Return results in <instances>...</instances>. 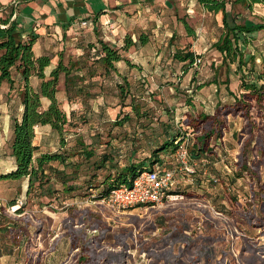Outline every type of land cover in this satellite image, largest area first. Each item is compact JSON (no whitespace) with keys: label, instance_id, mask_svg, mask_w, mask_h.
<instances>
[{"label":"trees","instance_id":"16d2710c","mask_svg":"<svg viewBox=\"0 0 264 264\" xmlns=\"http://www.w3.org/2000/svg\"><path fill=\"white\" fill-rule=\"evenodd\" d=\"M196 2L210 14H221L219 33L210 44V49L216 57L215 61L220 57V63L236 78L234 91L226 86L227 96L231 101L223 103L218 98L219 91L216 90L214 94L218 100L209 108L201 102V93L210 84H217L218 76L212 63L213 74L210 77L206 75L204 78L199 74L205 63L204 51L196 53L188 44L171 49V54L169 51L167 55H163L166 46L160 48L162 51L157 64L162 67L159 66L157 73L164 75L166 64H178L182 77L178 79L190 94L185 96L177 116L178 127L174 124L171 108L162 106L167 121L159 123L161 131L158 133H155L156 127L153 125V118L157 119L155 108L148 101L153 96V91L149 93L148 89L142 88V83L138 87L139 82L130 80L132 75H135L134 70L141 69L140 64L148 61L149 57L140 58L144 61L137 63L122 53L129 48H148L152 32L150 26L147 32L136 29V39L126 33L122 43L115 46L103 37L100 28L95 27L94 23H89L94 39H88L84 32L76 29L72 43L76 51L60 48L53 53L40 54L33 50L37 35L30 34L23 40L16 35L14 23L7 28H0V91H3L2 94L0 92V99L3 94L8 96L4 113L8 116L9 132L7 154L0 148V194L5 193L3 186L9 189L11 184L15 186L9 205L17 204L18 196L25 197L31 193L34 198L39 199V205L51 202L59 204V194L66 197L73 191H77L75 195H71L75 199H83L84 197L79 196L83 192L90 196L91 202H97L112 189L127 183L143 170L155 166L173 169L160 164V156L162 153H175L188 137L186 158L194 171L190 174L185 172L180 168V162L174 158L178 169L191 180L197 181L198 185L204 186L205 183L211 189L216 188V194L221 199L220 205L214 202L210 203L209 207L227 218L231 217L235 221L239 219L243 223L237 225L244 240L239 251L238 264H257L264 261L260 249L248 242V239L254 238L252 232L255 231L256 236L264 234V53L261 54L253 42L256 40V34L264 31V20L239 21L238 13L234 12V7L238 5L252 11L253 5H264V0ZM131 21L129 23L132 24ZM182 22L187 34L194 36L198 33L200 27L195 31L185 20ZM67 26L63 25L62 28L65 30ZM62 34L64 37L65 31ZM175 34L174 29L168 33V47L172 44ZM78 36H81V39ZM197 58L200 62H196ZM169 67L172 69V66ZM141 75L144 77L145 73ZM107 81L113 85L109 87L105 83ZM225 82L228 85L229 79L226 78ZM174 89L178 91L179 88L176 85ZM13 91L15 94L12 97ZM109 94L117 99L116 104L119 107L129 108L121 115L118 111L112 121L102 118L105 116L106 98ZM96 98L102 99L97 110L89 102ZM74 99L77 102L73 105ZM12 102H16L15 106ZM65 105L70 109H65ZM237 117L240 120V128L235 126ZM1 119L0 112V121ZM97 121L107 123L106 139H102L103 133L95 131L88 133L86 141L83 134L75 131L76 127L85 125H88V129L97 128ZM126 123H134L136 129L140 128L144 141L136 137L135 129V134L133 133L125 149L114 145L113 140L121 141L126 133L117 136L112 131L115 127L122 128ZM38 134L41 135L39 145L34 142ZM49 140L56 142L55 149L45 148ZM233 150L235 153L232 157L229 153ZM139 151L146 154L140 155ZM227 157L231 160H227ZM6 164L9 165L8 169L3 168ZM243 177L248 179V191H245L241 200L235 188ZM174 186L169 192L178 195ZM84 189L88 191H83ZM189 190L192 189L187 187L182 193L199 196L187 193ZM92 191L95 193L92 194ZM203 195L207 201L211 199L207 193ZM16 210L17 213L21 212L22 206ZM75 210L69 207L64 217L70 222L68 227H64L67 233L62 234L67 254L57 264H66V257L75 249L80 250L81 246L82 251L76 250L73 254L75 261L72 264H89V261L125 264L129 246L127 241L120 239L118 251H112L109 255H104V252L96 255L92 247L97 243L96 238H88L83 234L82 228L73 229L74 224L84 223L83 217L91 220L94 215L90 208H84L78 222H75L77 216L70 217ZM208 211L203 209V212L212 218ZM8 224L9 230H14L17 236L19 232L32 226L33 235L41 230L40 224H32L31 214H26L19 220L9 219ZM159 224L165 227L163 235L168 240L171 239L169 235L177 225H164L161 222ZM107 230L109 229H101V238L104 239ZM118 234L114 233L112 237L119 238ZM223 238V235L208 226L196 237L184 239L181 246L170 242L168 251L170 250L173 256L170 258L171 264H181L185 259L186 262L192 261L194 264L201 261L203 264H236L229 250L222 248L227 242ZM165 242L167 244V240ZM56 243L57 240L51 248L54 251H57ZM199 243L202 245H198ZM261 248L264 251V247ZM192 249L193 252L189 253L188 250ZM165 250L167 249L162 252ZM153 251L152 256L155 254ZM174 251L176 253H173ZM155 256L164 258V254L157 253ZM177 258L181 259V262ZM28 262L27 259L26 264Z\"/></svg>","mask_w":264,"mask_h":264},{"label":"rangeland","instance_id":"374dc122","mask_svg":"<svg viewBox=\"0 0 264 264\" xmlns=\"http://www.w3.org/2000/svg\"><path fill=\"white\" fill-rule=\"evenodd\" d=\"M192 2L194 6H192L193 10L189 9L188 3ZM127 3V2H126ZM162 4V2H161ZM167 6H165L164 11L156 12V20L152 24L156 28V33L151 32L150 34V44L147 47H139L137 48H129L127 51L122 52L124 56L129 57L132 61H144L140 58L149 57V60L140 64L141 69H135V75L130 78V80L134 83H138V87L140 83L143 84V89H148L153 91V96L149 99V103L155 108V116L153 118V125L156 127V132L161 131L159 127V123L162 121H167V115L162 112V106L166 105L171 108V113L174 117V124L178 127L176 123L177 116H179V112L183 105V100L185 96L190 94L185 90L184 84H180L181 77V68L180 66L174 64H166L167 66L164 75L158 74L157 69H159V64L157 61L159 59L160 51L166 46L163 51V55H167L171 49H176L181 46H185L190 44L194 48L197 49V53H201L204 51L203 60L205 61L203 68H200L201 75L205 78L210 77L213 74L214 70H217V76L220 79L219 84L225 83L226 78L230 77V72L224 64L220 63V60L215 61L216 57L212 53L210 49V44L217 37L219 33L218 24H221V14H208L207 11L203 8L202 5L196 2V0H168ZM164 7V5L162 4ZM191 8V7H190ZM134 7L131 6L128 11H133ZM227 9H229V5H227ZM234 12L238 13L237 19L239 21H243V19H250L252 21H262L264 20V5L261 3L253 5L252 11L244 9L242 6L238 5L234 7ZM182 20H185L195 31L203 25L200 30V33L194 34L191 36L187 34L183 26ZM130 26H136L135 20ZM151 23V22H150ZM156 24H159V28L156 27ZM142 25V24H139ZM141 30H146V28H140ZM160 29L161 31H159ZM174 29L176 34L172 40V44L170 47L166 45L168 33L170 30ZM199 31V30H197ZM137 33L134 30H130L127 32L131 36L132 39L137 38ZM85 38V37H84ZM112 40L118 38L117 35L111 36ZM122 43V41H119ZM254 45H256L257 49L261 54L264 53V31H260L256 34V40L253 41ZM115 45L114 43H111ZM205 47V48H204ZM204 48V49H203ZM140 59V60H139ZM217 64H213L216 63ZM212 63V68H211ZM169 66H172L170 69ZM162 67V66H161ZM229 72V74H228ZM141 73H145L143 77ZM232 74V73H231ZM230 79L236 80L235 77H230ZM111 87L113 84L110 81L105 82ZM185 83V82H183ZM61 85V84H60ZM179 88L178 91H175V87ZM222 86V85H221ZM62 90V85L59 86ZM223 88L225 86H222ZM226 88V87H225ZM1 94L3 91H0ZM63 93L62 91H60ZM15 94L13 91L12 97ZM8 96L2 95L0 99V112L2 114V121H0V148L8 152V116L5 115V111H2L1 107H6L5 101ZM12 99V98H11ZM72 102V104H76L77 101ZM107 106L105 109V116L102 117L110 119H114L116 113L120 111V115L126 111H128V107L123 106L119 107L116 104L117 99L109 94L106 98ZM104 100V101H106ZM229 100H223L224 102H229ZM92 106L97 110V106L99 103H102L101 98H96L94 100H89ZM16 102H12V105L15 106ZM70 104V106L72 105ZM215 105V103H214ZM75 107V106H74ZM65 109H70L69 106L65 105ZM200 109V107H199ZM97 113V112H96ZM178 114V115H177ZM255 114V112H253ZM256 115V114H255ZM254 117L256 118V116ZM170 116V115H169ZM5 117V118H4ZM240 118V117H239ZM171 119V116H170ZM258 119V118H257ZM4 120V121H3ZM235 126L240 128L241 125L238 117L235 119ZM242 121V119H241ZM98 122V123H97ZM95 124L97 128L88 129V125L76 127L75 131L84 135V139L88 141V133H103V138L106 139L105 129L107 127V123L104 121H97ZM231 126V124H230ZM135 124L134 123H126L122 128L115 127L113 128L112 133L121 136L126 133L125 136L119 140H113L114 145H119V147H123L126 149L130 138L133 133L135 134ZM140 129V128H139ZM136 129V137L141 141L143 139V135L141 131ZM68 130V129H67ZM90 130V131H89ZM69 131H73V129H69ZM147 133V131H146ZM67 137V134H66ZM144 141V139H143ZM54 140H49L45 148L47 150L55 149ZM124 152V151H123ZM126 153V151H125ZM140 155H144L146 153H142L139 151ZM138 155V154H137ZM175 153L167 152L162 153L160 156V160L163 166L173 168L176 178L175 190L179 193L175 195L174 198L167 199L163 202L162 207L157 208H140L134 207L123 210H115L104 205L99 204L94 201L91 202L90 196L87 194H83V192L79 195L84 197L83 199H75L74 196L77 191H73L68 194V196L63 197L62 194H59V204L57 202H51L46 205H39V199L34 198L33 194H29L25 197L18 196L17 204L9 205L10 199H12L14 187L11 184V187L4 188L0 194V264H26V260L28 259V264H57L58 261L63 258L67 254V247L63 243L62 234L67 233L66 228L70 225L67 219L64 217L68 213V208L72 207L75 211H72L70 217L77 216L75 218V222H78V218L81 217V211L84 208H90L93 217L91 220L84 218V223L82 224H74L73 229H83V234H85L88 238L93 236L96 238V245L92 246L93 251L96 255L103 253L104 255H109L112 251H118L119 241L122 239L123 241H127L129 246L127 247L128 255L125 260V264H171L170 258H173L170 250L168 251V246L170 242L175 244H183L184 239L189 240L194 238L199 234L205 231V227L210 226L221 235H223V239H225V244L222 248H225V251L230 252L234 257V261L236 264L239 263V251L244 244V240L242 239V232L238 229L237 225L242 223L241 220H233V218L218 214L217 211L213 210L209 207L210 203H214L220 205L219 195L216 194L217 191L215 189H211V187L200 186L197 184V181L191 180L188 176L184 175L180 169H178V165L175 163ZM227 160H231L230 157L226 158ZM3 168H9V165H5ZM2 168V169H3ZM238 187L235 188V192L239 195L240 199H243L245 195V191H248V179L246 177L240 178ZM187 187L189 189L190 194H196L199 196H190L189 194H183ZM83 191H88V189H84ZM175 191V192H176ZM95 191H92L94 194ZM203 193H207L209 197V201L203 195ZM204 197V198H203ZM215 199V200H214ZM77 200V201H75ZM20 201L22 204H19ZM227 205V204H226ZM19 206H22L21 212L17 213L16 209ZM207 209L208 213L211 215H206L203 212V209ZM31 214L32 224H40L41 230L39 233L33 235L34 226L30 227L28 230H24L19 232V236L15 235L14 230H9L8 220H19L22 219L24 215ZM98 217V218H96ZM159 222L164 225L173 226V224L177 225V228L174 229L172 233H170L169 237L171 239H167L163 234L165 229L164 226H161ZM243 224V223H242ZM174 225V226H175ZM243 226V225H242ZM6 227V228H5ZM169 227V226H168ZM245 227V226H244ZM5 228V229H4ZM109 229L105 232L104 239L100 237L101 229ZM12 229V228H11ZM10 231V232H9ZM14 233V235H13ZM119 233V238L112 237V234ZM254 234L253 239H248L249 244L253 247L260 249V253L264 256V251H262L261 247H264V234H258L256 236V232H252ZM256 236V237H255ZM57 240L56 248L57 251L52 250L53 243ZM167 240V244L165 242ZM199 237L197 238V241ZM199 242V241H198ZM197 242V243H198ZM198 245H202L199 243ZM151 246V247H150ZM106 248V249H105ZM165 252H162L163 249ZM170 248V247H169ZM190 249V248H189ZM82 251V246L80 250L75 249L71 255L66 257V264H72L75 261L73 254L75 251ZM154 250V251H153ZM194 249L188 250L189 253L193 252ZM54 251V252H53ZM155 254H164L163 257L152 256L151 252ZM150 252V254H149ZM161 252V253H160ZM84 253V252H83ZM173 253H176L174 251ZM86 254V252H85ZM229 257V255H228ZM175 258V257H174ZM187 258V257H186ZM179 262L181 259L177 258ZM185 259L181 264H194V262H186ZM89 264H101V263H93V261H89ZM113 264V263H112ZM199 264H203L201 261ZM252 264V263H249ZM257 264H264L263 262H258Z\"/></svg>","mask_w":264,"mask_h":264},{"label":"crops","instance_id":"0c3cea01","mask_svg":"<svg viewBox=\"0 0 264 264\" xmlns=\"http://www.w3.org/2000/svg\"><path fill=\"white\" fill-rule=\"evenodd\" d=\"M167 2L168 0H0V28H7L14 23L16 35L23 40H26L30 34L37 35L33 44L36 54L53 53L60 48L72 50L76 29H80L88 39L93 40L94 33L89 23H94L95 27L102 30L106 40L118 46L127 32L138 29L130 26V20H135L136 26H141L140 28L150 26L151 31L156 33L152 23L157 21L156 12H163L168 5ZM188 5L189 9L193 10L194 4L190 2ZM131 6L134 7L135 12L128 11ZM207 13L210 15L209 12ZM84 20L87 24L82 27L80 23ZM63 25H68L65 30L62 28ZM156 27L159 28V24H156ZM63 31H65L64 37ZM113 35H117L118 38L112 40ZM78 38L81 39V36ZM191 48L196 53L199 52L193 46ZM229 75L234 77L233 74ZM230 77H228V85L226 82L221 85L228 86L229 90L234 91L236 80ZM219 80L217 77V84H210L202 90L201 102L209 108L218 100L217 95L214 94L216 90L219 91L220 100H229L227 90L219 84ZM1 108L2 111H6V107ZM40 137V134L36 135L35 144L39 145ZM234 153L235 150L229 154L233 157Z\"/></svg>","mask_w":264,"mask_h":264},{"label":"built area","instance_id":"2783aa9c","mask_svg":"<svg viewBox=\"0 0 264 264\" xmlns=\"http://www.w3.org/2000/svg\"><path fill=\"white\" fill-rule=\"evenodd\" d=\"M87 22L81 21L83 27ZM201 26L198 33H200ZM197 33V34H198ZM196 62H200L197 58ZM189 139H185L175 151V158L180 162V168L187 173H193V166L186 158V147ZM176 183L173 169L155 166L149 170H143L136 174L127 183L120 184L112 189L106 196L97 202L115 210H123L134 207L157 208L162 207L167 199L174 198L177 194H171L169 189ZM19 204H22L20 201ZM14 206V205H13ZM221 214L220 212H217Z\"/></svg>","mask_w":264,"mask_h":264}]
</instances>
